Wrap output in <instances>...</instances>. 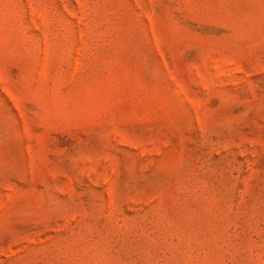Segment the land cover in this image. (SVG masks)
I'll use <instances>...</instances> for the list:
<instances>
[{"label":"rangeland","instance_id":"obj_1","mask_svg":"<svg viewBox=\"0 0 264 264\" xmlns=\"http://www.w3.org/2000/svg\"><path fill=\"white\" fill-rule=\"evenodd\" d=\"M0 264H264V0H0Z\"/></svg>","mask_w":264,"mask_h":264}]
</instances>
